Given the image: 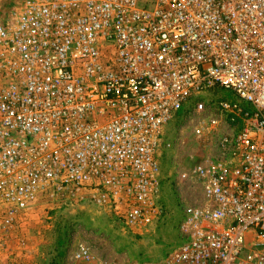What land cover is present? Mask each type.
Instances as JSON below:
<instances>
[{"label":"built area","instance_id":"1","mask_svg":"<svg viewBox=\"0 0 264 264\" xmlns=\"http://www.w3.org/2000/svg\"><path fill=\"white\" fill-rule=\"evenodd\" d=\"M16 2L0 22V251L40 200L126 228L159 218L163 131L199 115L195 134L219 137L191 171L203 199L181 243L119 264H264V0Z\"/></svg>","mask_w":264,"mask_h":264},{"label":"rangeland","instance_id":"2","mask_svg":"<svg viewBox=\"0 0 264 264\" xmlns=\"http://www.w3.org/2000/svg\"><path fill=\"white\" fill-rule=\"evenodd\" d=\"M17 5L0 0V22ZM204 116L183 115L169 122L163 138L171 149L161 151L164 175L163 214L143 226L126 228L104 208L85 201H37L20 221L12 240L0 251V264H93L77 261L80 247L93 262H159L181 243L178 226L183 209L202 203V188L191 175L202 157L215 152L218 133L196 135ZM186 174V178L182 175Z\"/></svg>","mask_w":264,"mask_h":264}]
</instances>
